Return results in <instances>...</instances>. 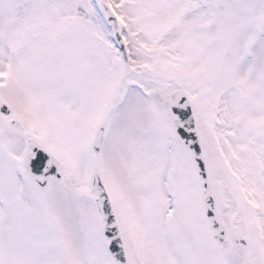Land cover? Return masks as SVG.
<instances>
[{"label":"snow or ice","instance_id":"6c2138e0","mask_svg":"<svg viewBox=\"0 0 264 264\" xmlns=\"http://www.w3.org/2000/svg\"><path fill=\"white\" fill-rule=\"evenodd\" d=\"M0 264H264V0H0Z\"/></svg>","mask_w":264,"mask_h":264}]
</instances>
